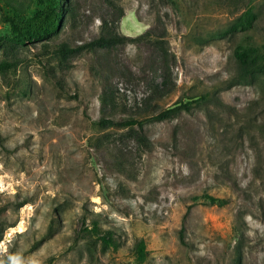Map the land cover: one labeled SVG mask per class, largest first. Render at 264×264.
<instances>
[{
    "label": "rangeland",
    "instance_id": "obj_1",
    "mask_svg": "<svg viewBox=\"0 0 264 264\" xmlns=\"http://www.w3.org/2000/svg\"><path fill=\"white\" fill-rule=\"evenodd\" d=\"M40 2L0 0V264H264V0H71L15 42Z\"/></svg>",
    "mask_w": 264,
    "mask_h": 264
},
{
    "label": "trees",
    "instance_id": "obj_2",
    "mask_svg": "<svg viewBox=\"0 0 264 264\" xmlns=\"http://www.w3.org/2000/svg\"><path fill=\"white\" fill-rule=\"evenodd\" d=\"M71 0H48L44 2L41 0L40 8L35 10L32 14L28 15H16L4 13L3 18L9 23L13 40L19 44H28L31 42L42 40L48 37L51 33L58 30L65 22L67 15L69 14L71 7ZM131 39V36L107 33L100 34V36L79 44L76 46H64L63 50L69 52H75L79 49L106 46L118 42H124ZM235 55L239 62L242 64V71L244 76L252 75L254 71L263 70L260 60L255 54H251L249 49L243 46L238 47L235 50ZM13 65V62L8 59H0V71H4ZM197 101V99L187 100L181 104H177L168 107L155 114L156 118L165 117L167 114L174 113L182 108L189 109L190 105ZM137 120L130 119L128 123H135ZM194 200L201 199L203 203L224 205L227 203V199L210 193H202L194 196ZM189 210V206L187 211ZM111 231L107 230L101 237L105 243H114L111 236ZM134 255L136 264H142L147 256V250L145 248L144 239L140 238L134 244Z\"/></svg>",
    "mask_w": 264,
    "mask_h": 264
}]
</instances>
